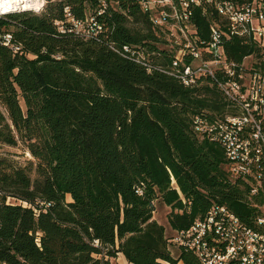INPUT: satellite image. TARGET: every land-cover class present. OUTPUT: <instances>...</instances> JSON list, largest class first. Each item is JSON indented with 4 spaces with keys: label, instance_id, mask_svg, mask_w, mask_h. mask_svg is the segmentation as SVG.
I'll return each mask as SVG.
<instances>
[{
    "label": "trees",
    "instance_id": "trees-1",
    "mask_svg": "<svg viewBox=\"0 0 264 264\" xmlns=\"http://www.w3.org/2000/svg\"><path fill=\"white\" fill-rule=\"evenodd\" d=\"M141 1L45 0L40 13L0 18V38L22 49L14 55L0 40V145L20 143L36 161H0V264H112L118 254L128 264H199L170 246L176 232L215 205L250 225L254 212L222 149L192 131L195 114H232L216 87L187 89L109 48L145 47L170 62ZM66 10L78 22L94 17L102 32L77 35ZM213 20L195 10L202 39ZM225 52L241 63L257 50L231 38ZM156 201L171 210L170 239L153 221Z\"/></svg>",
    "mask_w": 264,
    "mask_h": 264
},
{
    "label": "built area",
    "instance_id": "built-area-1",
    "mask_svg": "<svg viewBox=\"0 0 264 264\" xmlns=\"http://www.w3.org/2000/svg\"><path fill=\"white\" fill-rule=\"evenodd\" d=\"M8 1L0 0V18L26 12L11 8ZM141 8L167 42L170 62L160 63L161 54L149 53L145 47L110 45V50L145 72L172 78L187 89L198 88L204 81L216 87L232 114H195L192 131L222 149L229 176L245 191L247 205L254 212L248 225L228 208L215 205L188 229L176 232L169 244L193 254L199 264H264V0L241 4L230 0H142ZM197 9L219 19L209 24L207 40L193 22ZM65 13L77 35L96 39L102 32L94 17L82 23L67 10ZM56 26L63 32L62 26ZM231 38L251 44L257 53L241 63L229 60L225 44ZM0 40L8 41L14 55L21 54V47H14V37ZM136 193L142 194L140 189Z\"/></svg>",
    "mask_w": 264,
    "mask_h": 264
},
{
    "label": "rangeland",
    "instance_id": "rangeland-1",
    "mask_svg": "<svg viewBox=\"0 0 264 264\" xmlns=\"http://www.w3.org/2000/svg\"><path fill=\"white\" fill-rule=\"evenodd\" d=\"M44 5H45V0L43 2V6ZM41 10L38 12H35V11H31V12L40 13ZM158 47L161 50L169 49L168 46H166V44H162V43L158 44ZM0 161L5 163L6 166L13 167V168L24 167L30 162L36 163V161L29 155L24 145L20 143L16 147H8V146L0 145ZM32 178H34V174H32ZM171 186L173 188H177L174 180H172ZM66 199L68 202L70 201L69 197H67ZM7 203L15 204L16 201L13 199H8ZM170 212L171 210L168 207H165L160 201L155 202V210L152 214L153 221H155L158 225L162 226L165 229L166 236L169 239L173 236L172 231L170 230L168 226V217H169ZM169 249L171 250L172 253L175 250L172 247H169ZM120 260H122V258L120 255H118L115 260H111V263L119 264Z\"/></svg>",
    "mask_w": 264,
    "mask_h": 264
},
{
    "label": "bare ground",
    "instance_id": "bare-ground-1",
    "mask_svg": "<svg viewBox=\"0 0 264 264\" xmlns=\"http://www.w3.org/2000/svg\"><path fill=\"white\" fill-rule=\"evenodd\" d=\"M8 5H10L11 8H20L23 11H37V9H39L38 11H40L43 7V3L41 4L40 0H9ZM3 39H12V38L10 35H6L3 37ZM2 44L4 47L8 48V41L2 40ZM14 47L17 46L14 45ZM10 49L12 50V48Z\"/></svg>",
    "mask_w": 264,
    "mask_h": 264
},
{
    "label": "crops",
    "instance_id": "crops-1",
    "mask_svg": "<svg viewBox=\"0 0 264 264\" xmlns=\"http://www.w3.org/2000/svg\"><path fill=\"white\" fill-rule=\"evenodd\" d=\"M118 255H120L121 258H122V260L119 261V264H128V263L126 262L125 258H124L121 254H118ZM179 264H181V263H179Z\"/></svg>",
    "mask_w": 264,
    "mask_h": 264
},
{
    "label": "clouds",
    "instance_id": "clouds-1",
    "mask_svg": "<svg viewBox=\"0 0 264 264\" xmlns=\"http://www.w3.org/2000/svg\"><path fill=\"white\" fill-rule=\"evenodd\" d=\"M40 2H41V4L44 2V0H40ZM39 9H37V11H38ZM0 11H2V9H0Z\"/></svg>",
    "mask_w": 264,
    "mask_h": 264
}]
</instances>
